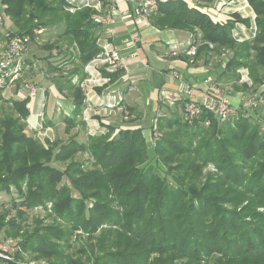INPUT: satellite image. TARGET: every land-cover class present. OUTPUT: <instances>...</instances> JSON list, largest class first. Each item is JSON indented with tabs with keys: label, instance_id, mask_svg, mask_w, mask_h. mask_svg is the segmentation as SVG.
<instances>
[{
	"label": "trees",
	"instance_id": "trees-1",
	"mask_svg": "<svg viewBox=\"0 0 264 264\" xmlns=\"http://www.w3.org/2000/svg\"><path fill=\"white\" fill-rule=\"evenodd\" d=\"M1 1L19 33H29L35 20L46 28L62 25L63 43L45 44L46 59L54 49L59 56L76 44L78 52L69 61L73 69L67 74L86 77L83 67L101 51L94 11L71 13L66 0ZM247 1L256 15V31L242 43L234 39L233 30L237 22L251 27V19L235 14V20L220 25L182 0L159 2L151 21L158 29L199 32L195 58L229 51L221 77L239 80L237 71L245 67L254 86H264V0ZM66 88L75 106L64 117L70 134L66 142L45 145L27 132L29 99L1 100L0 195L17 193L12 209L18 218L52 203V213L61 221L44 225L36 220L33 229L23 232L17 219L7 220L10 211L1 208L0 229L7 238H22L16 261L29 254L49 264H264L263 113L239 108L220 123L204 111L198 121L209 118L208 128L198 122L189 126L185 116L163 117L162 138L150 152L140 129L113 136L110 127L105 135L79 141V131L71 132L86 129L85 96L69 79L60 82V92ZM86 153L92 159L76 160ZM52 162L67 166L60 170ZM210 164L219 175L201 184ZM78 231L87 241L70 253L74 241L83 237Z\"/></svg>",
	"mask_w": 264,
	"mask_h": 264
},
{
	"label": "crops",
	"instance_id": "crops-1",
	"mask_svg": "<svg viewBox=\"0 0 264 264\" xmlns=\"http://www.w3.org/2000/svg\"><path fill=\"white\" fill-rule=\"evenodd\" d=\"M141 1L143 0H111L104 1L103 3L102 14L104 16L109 14L116 22L110 26L99 25L97 44L101 48L107 41L112 47L117 49L122 55L124 62L127 64L128 71L126 72L127 74L123 71H119L121 72L120 76L113 79L111 75L116 72L100 69V77L106 79L100 82L102 86L95 82L89 84L88 96L92 98L95 109L102 111V114L99 117H94L91 123H86V132L88 131L89 133L92 131L91 135L87 134V136H97V134H94L98 131L96 129L99 128L97 122L102 125L103 129L108 131L110 127L114 128L115 133L113 136L120 130L140 129L146 140L147 147L150 150L156 145V141L153 138V124L156 120L158 123L159 119L163 117H172V115L185 116L183 113L184 103L182 102L184 98V84L193 87L192 100L199 101L201 99V91L206 89V81L208 78H212L214 82L220 85L226 83V87H231L232 89L230 91L231 103L235 107L241 105L240 108L247 109L248 105L246 100L243 99L244 101L242 102L241 96L244 94L247 98L243 90L244 87H254L249 70L245 67L238 69L237 73L240 76L239 80L232 81L221 77L230 54L229 51H225L221 56L214 53L210 54L208 57L200 55L198 58L194 59V63H190V57L187 55L188 46L190 43L201 45L200 33H192L185 30L158 29L151 21L152 17L155 15L149 17V20L146 22L141 21L136 15L130 20L125 19L123 14L125 12L135 13ZM168 1L170 0H158L160 3H166ZM182 1L187 3L189 8L201 11L208 15L214 23L220 25L235 20V14L240 15L242 19H251V27H248L243 22H237L233 30V37L238 43L249 40L255 35L256 26L254 27V25L256 15L247 0ZM252 29L255 31H252ZM135 38H139V42L136 44L133 43V39ZM3 44L4 38L0 40V47ZM33 46L34 45H32L31 53L23 59L22 81L24 82H29L26 79L24 80L27 74H42L38 70L39 63L36 64L32 59L36 50ZM211 47L213 46L211 45ZM72 50L77 54L78 48L76 44L70 49V51ZM175 51H178V55H174ZM40 63V66H43L42 62ZM87 65L83 67L86 74L83 80H81L78 75H73L70 78L67 77L66 80H71L72 84L80 89L79 83L91 77V74L86 71ZM72 69L73 66L70 70ZM174 73H177L179 78H176ZM93 74L95 78H99L96 72ZM42 78L44 79L45 77ZM40 85L41 88H38V92L40 91L41 93V99L39 101H37L36 98L29 99L26 93L25 96H19L17 92V88L19 87L18 84L16 88L8 87L1 91V100H8L13 97L19 100L29 99L27 108L30 111L32 121H35L38 114L42 112L39 111L41 103L46 102L45 94L48 93L49 90H52L57 96V89L54 83L49 84L48 81H43ZM57 86L59 90V85ZM259 89H261L262 93L264 91V86H259L257 91H259ZM84 96L86 100V95L84 94ZM108 96H115L116 98L121 96L123 98L121 105L129 111L128 120L124 119L123 111H115L103 116L107 113L104 108ZM70 105H72V107ZM70 105L64 107V104L61 103V99L57 97V111L61 112L62 109H64V111H74L75 106L73 102ZM52 112L54 111H44L45 118L46 114L51 116ZM51 120H47V123H51ZM45 123L46 119L44 125ZM55 126L56 125L52 123L50 126L44 128L43 133L35 135L39 136L40 140L45 145H47L45 140L52 143L58 140L55 139L56 137L53 135L55 133ZM44 134L45 136H43ZM102 135L103 134L100 136ZM10 195L13 194L2 193L1 198H7V196Z\"/></svg>",
	"mask_w": 264,
	"mask_h": 264
},
{
	"label": "built area",
	"instance_id": "built-area-1",
	"mask_svg": "<svg viewBox=\"0 0 264 264\" xmlns=\"http://www.w3.org/2000/svg\"><path fill=\"white\" fill-rule=\"evenodd\" d=\"M104 1L111 0H66L67 7L66 10L75 13L81 9H91L94 11L92 15L93 21L102 26H110L116 22L109 14L104 16L102 14ZM5 5L0 0V34L4 36V44L0 47V105H1V91L8 87L16 88L17 83L22 79L23 76V59L31 53L32 45L34 43H44L46 38L47 29L45 26L40 25L37 20L34 21L32 30L29 33H19L14 29L12 19L5 12ZM159 12V2L158 0H143L141 1L139 7L135 13H124L125 19H132L134 15L138 17L141 21H148L149 17L156 15ZM139 42V38L133 39V43ZM45 45V44H44ZM198 46L196 43L189 44V49L187 55L190 57V63H194V59L197 56ZM42 52L45 51L42 48ZM54 55H57L56 50L52 51ZM174 55H178V51L174 52ZM39 63L38 61L36 64ZM40 64V63H39ZM100 69H106L110 72L123 71L127 72L128 67L124 62V59L120 52L111 46L110 43L106 41L105 44L101 46L100 53L87 65L86 71L91 74L84 82L79 83L80 89L86 95L85 106L83 109L82 119L87 122L89 118H96L101 116L102 111H98L94 107L92 98L88 96L89 84L97 83L102 86L100 82L106 79L100 77ZM94 72H96L99 78L94 77ZM127 74V73H126ZM176 78H179L177 73H174ZM19 96H25L27 94L29 99L36 98L38 94V87L35 84L29 82H23L22 86L17 88ZM193 87L184 84V95L182 102L184 103V115L185 121L190 125L194 126L197 122L203 127L208 128L211 125V120L209 118L203 121H198L200 116L204 111L210 113L214 116L216 120L220 123L226 122L230 119L232 115L240 108L235 107L230 100L231 87L222 88L217 82H214L212 78H208L206 81V89L201 91V96L199 101L192 100L193 97ZM246 100L248 107L255 109L257 107H264V96L260 94L258 96H252L251 98H246L242 94V102ZM123 98L120 96L116 98L115 96H108L105 103V112L103 116L108 113L115 111H123L124 119H129V111L122 107L121 103ZM35 121H32L31 115L27 119V128L34 134L43 133L44 131V121H45V103L42 102ZM66 116H70L65 112ZM98 127L100 124L97 122ZM96 126V125H95ZM264 130V126L262 125ZM97 132L104 133V129L97 128ZM153 131V138L155 141L159 140L157 137L156 127ZM96 134V133H94ZM93 134V135H94ZM45 136V134L43 135ZM85 160L89 161L91 156L86 153L83 155ZM40 208V207H37ZM47 210L52 213V203L47 204ZM78 234H83L82 231H78ZM18 250V243L14 239H6L4 242L0 243V264H22L14 259V255ZM42 264H45L42 261ZM38 264V263H32Z\"/></svg>",
	"mask_w": 264,
	"mask_h": 264
},
{
	"label": "rangeland",
	"instance_id": "rangeland-1",
	"mask_svg": "<svg viewBox=\"0 0 264 264\" xmlns=\"http://www.w3.org/2000/svg\"><path fill=\"white\" fill-rule=\"evenodd\" d=\"M254 27H255V25H254ZM255 30H256V28H255ZM255 30L252 29V31H255ZM62 31H63V26L62 25H56V26L48 27L47 32H46L45 42L44 43H41V42L34 43L33 47L36 50L34 52V57H32V59H33L34 62H37V61L39 63L42 62L43 66H40V64H41L40 63L39 67H38V70L42 74H38V73H34V74H31V75L27 74V75H25L24 80L26 79L27 81H29L31 83H34L38 88H41L40 84L43 81H48L49 84L54 83V86L57 89V91H56L57 96L55 95V93L52 90H49L48 93L45 94V101H46L45 102L46 103L45 111L46 112L54 111V112L51 113V116H48L46 114V118L45 119H46V123H47V120H51L52 119L51 123H54V125H56L55 126V131H54L55 133L53 134L56 137L55 139L60 140V142H66V141H68V139L70 137V134H67L65 132L64 117L66 116L65 112L70 114L71 111H64V109H62L61 112L57 111L56 110V103H57V97H58V99H61V103H63L64 107H65L66 105L72 104V99L69 98V97H66V96H68V89L67 88L65 89L64 93H62V92H60V89L58 90V86L57 85H60V82H61V84H63V82H65L66 78L68 77L67 73L72 67V65L70 64L69 61L72 59V55L75 54V51L72 50V51H70L68 53H64L63 52L59 56L58 55H54V53L52 52L51 58L50 59H46V57L49 55V52L43 48L44 44H47V43H60V44L63 43V39L61 40V37H60ZM42 48L45 51V53L42 52ZM54 50H56V53L59 52V49H54ZM52 66L58 68V70L57 71H52ZM42 77H45V78L43 79ZM23 82L24 81H22V79H21L17 83L18 86L21 87ZM226 85L227 84L225 83L224 85H221V87L225 88ZM258 88L259 87H255V86L253 88H248V87L245 88L244 87L243 90L246 93L247 99L251 98L252 96H258L259 94H262L261 93V89H259V91H257ZM40 99H41V93L39 91L38 92V96L36 97V100L39 101ZM70 106L72 107V105H70ZM239 107H241V105H239L238 108ZM59 109H60V107H59ZM247 109H249L250 111H258V113H263L264 114V107H260L259 106V107L255 108V109L247 107ZM59 113H61V114H59ZM183 113H184V111H183ZM2 116H3V113L0 111V118ZM165 118L169 119V118H171V116H167ZM92 120H93V118H89L87 120V122L85 120L84 121L86 123H88V122L91 123ZM262 125L264 126V124H262ZM153 126H154L153 130L156 127V130H157L156 133L158 135L157 137L159 139L162 138V133H161V131H159V122L157 123V120L155 121ZM44 127H45V125H44ZM99 128H102V125H100ZM86 130L87 129H82L81 127L80 128H76V129H74L71 132V134H74V133L79 131L78 140L81 141V142H86L88 140L87 134L91 135V133H92V131H90L88 133V131L86 132ZM96 130H98V129H96ZM27 132L30 135L33 134V133H31V131L28 130V128H27ZM108 132H109L108 130L104 129V133L105 134H107ZM96 134H97V136H100L102 133L101 132H96ZM35 137L40 139L39 136H37V135H35ZM41 137H43V136H41ZM44 139H45V137H44ZM45 142H47V144H48V141L45 140ZM153 143H154V140H153ZM152 149H154V147L150 149V152L152 151ZM83 158H84V156H82V154H79L76 157V160L77 161L79 160L81 162L83 160ZM51 165H53L54 167H56V168H58L60 170H64L66 168V166H67V164L56 163V162H52ZM161 167L165 171L167 170L165 168V166L162 165ZM210 175L213 176V179L217 178L218 175H219L218 174V169L212 164H210V165H208V166H206L204 168L201 184L206 183L207 178ZM65 182H67V181L65 180ZM16 197H17V193L16 192L13 195L7 196V198H4V199H2L1 195H0V211L2 210L1 208L6 207L10 211V215L8 216L7 220L11 221L12 219H17L18 224H20V227L22 229L21 231L24 232V230H26V229H30V230L33 229V227L36 226V224H37L36 220L43 221L42 224H44V225H52L55 220H57V222H61L59 218H57L53 213H50V211L47 210V207L45 208L44 206L40 207V208H35V209L31 210V211H28L27 214H26V217H23L22 219L18 218L16 216V210L12 209L13 208V206H12L13 205V200ZM3 203H5V204H3ZM228 207L231 208V206H228ZM21 210L25 211L24 208H21ZM105 228H106V226H105ZM77 234H78V232H77ZM80 235H83V234H80ZM6 239H7V237H6V234H5L4 230L0 229V243L4 242ZM8 239H14V241L16 243H19L22 240L21 237H18V238L9 237ZM74 239H76V238H74ZM77 240H78L79 243L76 242V240L74 241L75 245H74V248L71 250L70 253H73V252L75 253L78 250V248H80L79 247L80 244L83 243L82 245H84L86 243V241H87V237L84 234L82 238L77 239ZM14 259H15V257H14ZM42 261L45 262L46 260L38 261L36 259L31 258V256L29 254H25V256L22 259V261H17V262L22 263V264H32V263L42 264L43 263ZM45 264H49V262L46 261Z\"/></svg>",
	"mask_w": 264,
	"mask_h": 264
}]
</instances>
